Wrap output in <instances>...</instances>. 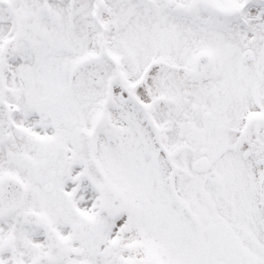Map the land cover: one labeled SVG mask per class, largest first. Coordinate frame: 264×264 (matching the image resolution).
<instances>
[{"label":"snow or ice","instance_id":"1","mask_svg":"<svg viewBox=\"0 0 264 264\" xmlns=\"http://www.w3.org/2000/svg\"><path fill=\"white\" fill-rule=\"evenodd\" d=\"M0 264H264V0H0Z\"/></svg>","mask_w":264,"mask_h":264}]
</instances>
